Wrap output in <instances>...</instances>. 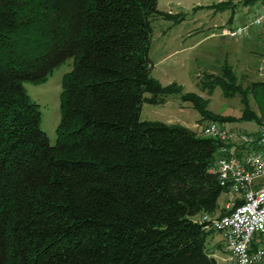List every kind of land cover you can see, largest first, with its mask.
Here are the masks:
<instances>
[{
	"label": "trees",
	"instance_id": "1",
	"mask_svg": "<svg viewBox=\"0 0 264 264\" xmlns=\"http://www.w3.org/2000/svg\"><path fill=\"white\" fill-rule=\"evenodd\" d=\"M186 15L161 10L158 0H0V264H218L211 231L196 216L214 214L225 192L210 170L220 141L203 129L143 120L142 106L178 95L201 113V125L259 122L264 80L244 88L225 64L201 81L210 94L216 86L239 93L245 107L237 117L153 76L154 20ZM71 58L53 144L25 83L46 81Z\"/></svg>",
	"mask_w": 264,
	"mask_h": 264
},
{
	"label": "rangeland",
	"instance_id": "2",
	"mask_svg": "<svg viewBox=\"0 0 264 264\" xmlns=\"http://www.w3.org/2000/svg\"><path fill=\"white\" fill-rule=\"evenodd\" d=\"M221 0H158L161 10L172 13L183 12L186 19L176 23L172 20L158 18L153 22V34L150 46V58L154 64L152 75L164 84L177 81L185 91H192L209 98V108L217 113L231 116H241L244 104L241 96H227L220 86H216L210 94L200 83L207 80L208 73H221L225 64L233 67L238 76V83L244 88L252 82L264 80V66L261 67L263 47L262 32L256 27L245 37L232 39L220 34L210 35V29H203L202 23H215L211 27L213 33H219L222 25L242 24L249 20L264 3L259 0L251 6L238 4L235 11L226 9H198L200 5H208ZM240 3V0H233ZM213 21H212V20ZM211 21V22H208ZM74 65V59L67 60L39 84L26 82L25 86L31 97L41 108V128L47 133L51 143L57 141V127L61 120V91L64 75ZM251 107L257 110L253 95L250 94ZM201 113L191 101H185L178 95H173L166 103L152 104L144 102L141 119L161 120L167 123H181L194 130H202L204 123L200 122ZM228 129L249 131L257 128L256 118L240 119L224 122ZM199 124V126H198ZM264 182V178L261 179ZM224 193L220 201H224ZM259 246L264 247V236L258 237ZM219 264H225L219 260Z\"/></svg>",
	"mask_w": 264,
	"mask_h": 264
},
{
	"label": "built area",
	"instance_id": "3",
	"mask_svg": "<svg viewBox=\"0 0 264 264\" xmlns=\"http://www.w3.org/2000/svg\"><path fill=\"white\" fill-rule=\"evenodd\" d=\"M256 27L262 28L264 52V3L249 20L224 24L218 34L239 39ZM261 63L263 67L264 56ZM203 133L220 141L210 170L225 187L227 212L205 213L197 220L222 233L228 264H264V247L258 245V237L264 236V119L249 131L228 129L223 121L210 119Z\"/></svg>",
	"mask_w": 264,
	"mask_h": 264
},
{
	"label": "crops",
	"instance_id": "4",
	"mask_svg": "<svg viewBox=\"0 0 264 264\" xmlns=\"http://www.w3.org/2000/svg\"><path fill=\"white\" fill-rule=\"evenodd\" d=\"M259 10H260V8L257 9V11H259ZM208 22H211V21H208ZM214 25H215V23L205 24V22H203L201 26H203V29H210L211 30L210 35H218V33L212 32L213 30L211 29V27ZM230 25H232V24H230ZM257 31L262 32V28H260ZM262 40H263V36L261 38V41ZM262 48L263 47L261 45V51H262ZM260 53L263 57L264 52L262 51ZM198 126H199V124H198ZM222 195H221V197H222ZM221 197L219 198V209L212 215H215V216L221 215L223 213L224 209H226V201H227L226 195H224V201H222V202L220 201ZM201 215L202 214L199 213L196 216V218L201 217ZM210 231L211 232L207 238V245H208L209 251L212 253L213 256H215L217 258L218 264H219V260H222L225 264H228L225 260L226 256H227V247H226V243H225V240H224L222 233L219 231H216L215 229H210Z\"/></svg>",
	"mask_w": 264,
	"mask_h": 264
}]
</instances>
